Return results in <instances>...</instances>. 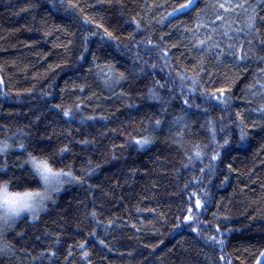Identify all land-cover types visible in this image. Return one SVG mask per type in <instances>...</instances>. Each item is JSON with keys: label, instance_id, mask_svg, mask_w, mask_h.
<instances>
[{"label": "trees", "instance_id": "1", "mask_svg": "<svg viewBox=\"0 0 264 264\" xmlns=\"http://www.w3.org/2000/svg\"><path fill=\"white\" fill-rule=\"evenodd\" d=\"M183 2L0 0V183L30 169L20 143L84 181L18 218L0 264H258L264 0Z\"/></svg>", "mask_w": 264, "mask_h": 264}, {"label": "snow or ice", "instance_id": "2", "mask_svg": "<svg viewBox=\"0 0 264 264\" xmlns=\"http://www.w3.org/2000/svg\"><path fill=\"white\" fill-rule=\"evenodd\" d=\"M194 4L195 0H186V2L180 3L179 6L174 9V11L179 12L188 9L190 7H193ZM220 7L223 8L224 5L221 4ZM253 26L254 25L252 23L249 24L250 28ZM104 31L105 33H107L108 36L112 37L113 34L109 32L108 29L105 28ZM204 44L205 41L203 40L199 42V46L202 48ZM229 47H231V45ZM231 55L235 56L236 53L233 52L231 53ZM243 59L244 57L242 55L239 56V60L242 61ZM260 73H264V68L260 69ZM119 78H124V74L120 73ZM182 79L185 78L182 77ZM196 82L197 81L192 80L193 84H195ZM256 84L259 85V89L258 91H252V95L259 94L261 96H264V81H262L261 79H257ZM160 86L163 87V85ZM250 88H255V85H250ZM192 91H195V88H193ZM227 91H230V89H227ZM216 92H218L219 95H216ZM225 92V88H217L211 94V99L217 100L221 104H226L230 97H226ZM156 95L157 94L153 93V96ZM184 104L188 105L189 107H192V105L189 104L188 100H185ZM196 107L199 108L200 105H196ZM257 110L261 113H264V104H261V106ZM63 115L65 117L70 116V110H64ZM237 115H239V113ZM179 119L182 118H178V121ZM240 119L241 122H243V117H240ZM155 123L157 126H159L161 121L156 120ZM209 130L213 140H215V128L212 125L211 121H209ZM246 134L247 133L242 128L241 140L245 138ZM136 143L143 147L151 143V138L149 136H145L137 140ZM223 143L226 145L229 143V141L225 139ZM9 147L10 145L7 142L0 144V154L6 153ZM17 147L27 155V159L24 160L20 166L23 167V164H28L30 165V169H26L19 176L10 177L9 180L0 183V252H6L10 250V243L6 239L5 234L15 226L17 219L20 218L23 213L29 212L32 213V215L35 217L36 213L45 206V201L52 199V192L60 191L65 183L84 182L82 180V177L74 175L71 170L66 171L64 168L54 167L47 156L34 155L32 151H29L26 148L24 143L18 144ZM219 147H222V145L217 144V150L215 151V154L211 157L212 160H216L219 157ZM67 150V146L60 149L61 152H66ZM196 156L199 158L201 156V153L197 152ZM7 171V159H5L3 155H0V173L7 174ZM201 171H203V169H201ZM88 175H91V172H89ZM25 177L29 179L38 177L39 180L42 181V190L40 187H28L26 186V183H18V187L23 188V190H10L11 179L14 178L19 182L24 181ZM200 206L201 202L197 199L195 202V207L199 208ZM188 211L189 213H191L192 209L189 208ZM93 215H95V213H93ZM184 219L188 221L194 219V217L186 215ZM177 227H179V225H177ZM189 227L192 228V231H196V228L192 227L191 224H189ZM211 239L215 240V237H211ZM101 243L103 242L101 241ZM80 247L83 248L84 245L81 244ZM54 254L55 253H53V255ZM84 254L85 256H87V252H85ZM262 255H264V253H262Z\"/></svg>", "mask_w": 264, "mask_h": 264}, {"label": "rangeland", "instance_id": "3", "mask_svg": "<svg viewBox=\"0 0 264 264\" xmlns=\"http://www.w3.org/2000/svg\"><path fill=\"white\" fill-rule=\"evenodd\" d=\"M42 211V209H40L37 213H36V216H38L39 215V213ZM31 216V217H34L33 215H32V213H29V212H25V213H23L22 215H21V217L22 216ZM263 260H264V255L261 257V259L259 260V264H261L262 262H263Z\"/></svg>", "mask_w": 264, "mask_h": 264}]
</instances>
